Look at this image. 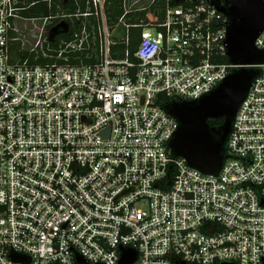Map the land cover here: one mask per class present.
<instances>
[{
	"label": "built area",
	"instance_id": "built-area-1",
	"mask_svg": "<svg viewBox=\"0 0 264 264\" xmlns=\"http://www.w3.org/2000/svg\"><path fill=\"white\" fill-rule=\"evenodd\" d=\"M228 25L211 0H0V264H264V60L231 61ZM240 68L221 165L190 166L166 103Z\"/></svg>",
	"mask_w": 264,
	"mask_h": 264
},
{
	"label": "water",
	"instance_id": "water-1",
	"mask_svg": "<svg viewBox=\"0 0 264 264\" xmlns=\"http://www.w3.org/2000/svg\"><path fill=\"white\" fill-rule=\"evenodd\" d=\"M223 1L219 9L230 18L226 35L229 59L236 63L262 62L264 53L257 51L253 42L264 28V0ZM256 73L253 68L236 69L200 100L165 105L179 122L170 143L172 152L183 156L190 166L215 172L223 160L224 143L235 111ZM219 116L224 117L223 124L210 128L207 119ZM134 257L132 250H124L120 264H129Z\"/></svg>",
	"mask_w": 264,
	"mask_h": 264
},
{
	"label": "trees",
	"instance_id": "trees-1",
	"mask_svg": "<svg viewBox=\"0 0 264 264\" xmlns=\"http://www.w3.org/2000/svg\"><path fill=\"white\" fill-rule=\"evenodd\" d=\"M218 3L221 4V5L219 4V8H221L223 6L222 3L219 2V0H218ZM35 10H40V11H43V13H46V9L44 7H42V8H32V9H30L27 12V14L28 15H35L36 14L35 13ZM229 21H230V18H229ZM131 36H132V39H133L132 42H135L136 43V41L138 39V30H135V29L132 30ZM25 56H26V53H20L19 54V57L21 59H23ZM30 60L33 61L32 58H30ZM42 61H43L42 58H40L36 62H42ZM166 104H169V103H166ZM223 122H224V117H222V116L215 117V118H208L207 119V123H208V125H209L210 128H219V126H221L223 124Z\"/></svg>",
	"mask_w": 264,
	"mask_h": 264
},
{
	"label": "rangeland",
	"instance_id": "rangeland-1",
	"mask_svg": "<svg viewBox=\"0 0 264 264\" xmlns=\"http://www.w3.org/2000/svg\"><path fill=\"white\" fill-rule=\"evenodd\" d=\"M213 1V3H215L216 4V6L219 8V4L220 3H218V0H212ZM221 5V4H220ZM20 26H22V24L20 25ZM24 33H25V35H26V37L24 38V41H25V47H28V45L33 41V32L31 31V30H29V29H26L25 31H24Z\"/></svg>",
	"mask_w": 264,
	"mask_h": 264
},
{
	"label": "flooded vegetation",
	"instance_id": "flooded-vegetation-1",
	"mask_svg": "<svg viewBox=\"0 0 264 264\" xmlns=\"http://www.w3.org/2000/svg\"><path fill=\"white\" fill-rule=\"evenodd\" d=\"M219 2H221V3H222V5H223V2H224V1H223V0H219Z\"/></svg>",
	"mask_w": 264,
	"mask_h": 264
}]
</instances>
